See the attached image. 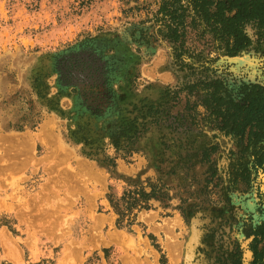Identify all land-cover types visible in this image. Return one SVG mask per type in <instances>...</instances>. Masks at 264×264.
I'll use <instances>...</instances> for the list:
<instances>
[{
  "label": "rangeland",
  "instance_id": "1",
  "mask_svg": "<svg viewBox=\"0 0 264 264\" xmlns=\"http://www.w3.org/2000/svg\"><path fill=\"white\" fill-rule=\"evenodd\" d=\"M159 1L0 0V264H183L193 224L192 264H264V165L205 103L264 87V35L172 43Z\"/></svg>",
  "mask_w": 264,
  "mask_h": 264
},
{
  "label": "trees",
  "instance_id": "2",
  "mask_svg": "<svg viewBox=\"0 0 264 264\" xmlns=\"http://www.w3.org/2000/svg\"><path fill=\"white\" fill-rule=\"evenodd\" d=\"M157 14L165 22V38L170 42L182 45L187 27L202 28V33L211 35L229 57L237 56L251 46L252 41L245 32L246 26L250 25L259 39L264 35V0H160ZM239 95L240 99L236 102L229 94H225V98L218 97L216 90L209 94L205 103L219 131L238 138L239 143L246 137L247 148L252 147L255 152L253 163L262 166L264 87L250 85L242 88ZM247 129L249 132L246 135ZM140 196L149 198L145 194ZM128 197H131V193H128ZM139 203L142 204V201L132 198L125 211L130 214L136 207L141 208ZM118 215L124 217L123 214ZM120 224L121 220L117 219L116 226L120 227Z\"/></svg>",
  "mask_w": 264,
  "mask_h": 264
},
{
  "label": "bare ground",
  "instance_id": "3",
  "mask_svg": "<svg viewBox=\"0 0 264 264\" xmlns=\"http://www.w3.org/2000/svg\"><path fill=\"white\" fill-rule=\"evenodd\" d=\"M246 59L245 58H243V59L240 58V60H238V63H241V64L242 63H245L246 61H248ZM178 224H179V222L177 220L176 221H174V220L173 221H170L169 223H165L163 225L162 230L171 229V227H173L175 225H178ZM114 237H115L114 235L110 236L109 239H108V241L112 242L113 240H115ZM197 237H198V231L196 230V226H194V224H193V226L191 227L189 239L186 242V245H187V251L186 252H187V254L184 257L185 260H184V263L183 264H192V261H191V259H192V250H193L194 244L196 243ZM248 254H246V256H245L246 258L249 257Z\"/></svg>",
  "mask_w": 264,
  "mask_h": 264
}]
</instances>
